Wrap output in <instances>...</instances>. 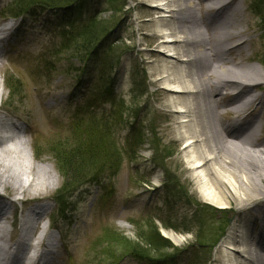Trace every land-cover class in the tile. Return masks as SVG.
Listing matches in <instances>:
<instances>
[{
	"label": "rangeland",
	"instance_id": "374dc122",
	"mask_svg": "<svg viewBox=\"0 0 264 264\" xmlns=\"http://www.w3.org/2000/svg\"><path fill=\"white\" fill-rule=\"evenodd\" d=\"M9 1L0 0V39L2 40L0 41V118L4 124L10 121L16 127L15 133L18 135L16 139L6 144L10 149H15V152L4 153L5 155L0 153V155L1 159L5 156L2 160L7 159V164H10L9 167L13 170L17 168V163L21 167L30 163L36 177L40 179L48 177L49 183L47 181L42 183L45 181L39 180L38 185L24 194L13 190V187L4 188L0 185V200L8 205L7 219L2 221L5 227L6 245H11L19 239L20 225L24 220L30 225L40 217L32 234L35 238L34 244L37 243L40 233H43V243L37 247V250L40 249L43 256L47 257L45 246L52 244V240L56 242L57 253L54 255L53 264H98L99 260L103 264H111V262L114 264L115 259L111 255L96 253L98 250L93 247L94 242L103 236L106 228L114 230L135 244L140 243L139 248L147 251L150 256L161 254L169 257L171 250H161L159 253L142 244L138 238L136 224L142 229H147L149 222L152 221L164 239L170 241L165 238L162 230L172 231L180 236V243L175 244L170 241L173 246L181 250L175 264H189L193 256H195L193 262L196 264H222L220 245L231 223L236 219L239 222H249L254 219L255 213L247 208L249 209L254 201L264 206V194H252L243 205L238 204V200L230 201L229 206L222 208L208 204L200 197L185 164L182 153L183 143L177 136L176 120L172 118V109L167 103L169 95L161 90L160 84L156 82L158 78L156 75L164 59L157 53L159 40L155 34V18L158 14L149 7L148 0H124L127 7L123 10V14L119 15L121 20L116 23L118 26L114 29L115 34L111 40L120 47L119 53H123L115 69L114 78L116 92L123 99L125 110L117 120L119 124L112 129L113 142L122 162L116 174L112 175L105 170L100 176L101 182L107 185V190L108 187L110 188L109 194L107 192V196L103 199H100L102 191L95 181L83 182L84 184L78 187L71 195L70 213L66 220L57 214L54 201L64 180L53 156L48 152L47 145L66 140L65 134L69 132L67 120L73 107L83 98L81 87L87 82L88 76L87 79H82L83 75L80 72L72 70V66L66 64L65 59L69 54L60 52L54 35L49 29L44 28L49 27L44 20L51 18L49 16L55 14L53 13L55 11L43 13L38 10L35 17H26L19 22L10 20L13 25L8 30L6 25L9 21L2 16V8ZM189 1L192 7L185 8V20L188 17L192 23L194 22L193 27H199L201 31H204L202 29L204 26L220 27L217 32L219 30H225L227 33L239 32V37L226 42L229 46L239 42L245 44L239 50V54L234 52L230 57H235L236 53L249 69L259 67L264 71L262 63L264 0H233L237 13L233 19H229L226 15L216 17L217 13L211 9L205 11L206 5L201 0ZM110 15L111 13L106 12L99 18L108 20ZM197 15L199 20L196 19ZM209 21L210 26H206ZM177 26L181 25L177 24ZM207 34L209 35L208 30ZM200 37L202 38L203 35ZM217 44L218 46L214 44V47H219L218 42ZM196 50L198 52L199 48ZM207 56H202L200 60L202 65L207 62ZM40 61L47 63V68H50L48 73L41 72ZM52 63L56 67L54 71H52ZM78 66L77 64L76 68ZM59 68L62 69V74ZM7 78L18 81L20 93L14 96L8 94L5 86ZM221 78L226 79V74H222ZM255 79L249 84L254 85L257 82ZM251 88L255 101L248 108L238 114L229 112L226 107L219 108L218 115L213 117V123L234 134H240L251 124L249 136L245 138L244 144L249 149L252 147L263 151L264 85ZM230 92V90L223 91L222 94ZM230 98L225 97L223 100L229 101ZM53 119H59L60 129L55 127ZM134 120L137 121L139 129L144 131L145 137L150 138V142L140 148L136 140L128 141ZM153 140L159 142L160 151L157 152V156L151 146ZM14 157L16 161H12ZM55 178H58V184L53 187L51 181ZM165 179L170 180L172 184L176 183L180 195L185 194V197L175 198L172 192L169 190L166 192L167 188L163 186ZM30 181L31 179L28 183L19 184L26 188ZM173 187L172 185L171 188ZM197 203L228 211L230 222L225 234L213 249H207V251L211 250L208 255L198 249L196 237L202 235L212 239L221 225L223 214L210 213L200 220L196 215ZM42 210L45 212L38 214ZM198 222L200 224L204 222L201 228ZM258 224L259 222L255 221L253 233H258ZM52 225L63 231L64 240L57 232L51 230ZM6 248L0 251L2 257L7 256ZM31 254H34L32 250L29 251V255ZM18 255L21 259L22 253ZM25 262L23 258L17 264ZM117 264L140 263L125 257Z\"/></svg>",
	"mask_w": 264,
	"mask_h": 264
},
{
	"label": "bare ground",
	"instance_id": "6f19581e",
	"mask_svg": "<svg viewBox=\"0 0 264 264\" xmlns=\"http://www.w3.org/2000/svg\"><path fill=\"white\" fill-rule=\"evenodd\" d=\"M201 1L206 5L205 11L211 9L217 13L216 17L226 15L233 19L237 14L233 0ZM148 5L158 14L155 18V34L159 40L157 53L164 59L156 75V82L160 84L161 90L169 95L167 103L172 109V118L176 120L177 136L183 143L185 164L200 197L204 202L222 208L229 206L230 201L238 200V204L243 205L252 194H264V150L252 147L249 149L244 144L245 138L249 136L251 124L247 123L249 128H245L240 134H234L213 123V117L218 115L219 108L226 107L229 112L238 114L255 101L251 87L264 85V71L259 67L249 69L239 59V50L245 42L232 46L226 42L239 37V32H217L220 27L204 26V31H201L199 27H193L195 24L188 17L185 20V8L192 7L189 0H148ZM198 17L197 15L196 19L199 20ZM206 26H210V21ZM189 36L192 38L189 39ZM217 42L219 47H214V44L218 46ZM234 52L238 54L230 57ZM203 55L208 56L207 62L202 65L200 60ZM221 73L226 74L227 78H221ZM253 79L257 82L254 85L249 84ZM229 90V94H222L223 91ZM225 97L231 98L225 101ZM0 128H7L2 118ZM18 132L21 133V130L18 129ZM17 135L14 131L8 136H0V153L15 152V149H10L6 144L16 139ZM1 157L0 155V185L4 188L13 187V190L24 194L38 185L39 180L49 183L48 177H36L30 163L21 167L15 162L18 166L13 170L9 167L10 164H7V159L2 160L5 156L2 159ZM13 160L16 161V157ZM29 179L31 181L28 187L21 186L23 182L28 183ZM51 183L53 187L56 186L58 178L52 179ZM254 202L247 208L255 213L254 219L249 222H239L236 219L231 223L220 245L222 264H264V206ZM7 206L0 200V242L3 243L0 244V251L5 247L8 250L7 256L0 255V264H17L23 258L26 261L24 264H49L46 258L43 260L45 256L40 249L37 250L43 243V233L37 237L35 244V238L32 236L40 217L30 225L24 220L20 225L19 239L11 245H6L2 221L7 219ZM43 212L45 210L38 214ZM255 221L259 222L258 233L252 231ZM162 233L175 244L181 242L180 236L172 231L162 230ZM30 250L34 254L29 255ZM19 253H22L21 259Z\"/></svg>",
	"mask_w": 264,
	"mask_h": 264
},
{
	"label": "trees",
	"instance_id": "16d2710c",
	"mask_svg": "<svg viewBox=\"0 0 264 264\" xmlns=\"http://www.w3.org/2000/svg\"><path fill=\"white\" fill-rule=\"evenodd\" d=\"M126 7L127 3L124 0H96L95 2L94 0H10L2 8V16L6 19L35 17L38 10L43 13L55 11L53 12L55 14L49 16L51 18L44 20L49 26L44 28L49 29L56 38L60 52L69 54V57L65 59L66 64H70L72 70L80 72L83 75L82 79H87L88 76L87 82L81 87L83 98L77 104L75 103L67 120L69 132L65 134L66 140L47 145L48 152L53 156L64 180L54 199L57 214L63 220H66L70 213L71 195L84 184L83 182H97L98 188L102 191L100 199L106 197L110 188L108 187L107 190V185L101 182L100 176L105 170L112 175L116 174L122 162L113 142L112 129L119 124L117 120L125 110L124 101L116 92L114 78L115 69L123 53H119L120 47L113 44L111 40L115 34L113 31L118 26L116 23L121 20L119 15L123 14ZM106 12L111 13L110 19H100V15ZM262 63L264 66V58ZM77 64L79 66L76 68ZM47 66V63L40 61L41 72L48 73L50 68ZM52 67V71L56 70L54 63ZM59 71L62 74V69L59 68ZM5 86L11 96L20 93L18 81L12 78L6 79ZM71 98L73 99L74 95ZM58 120L53 119V124L60 129ZM134 121L128 141L136 140L140 148L149 143L150 138L145 137L144 131H141L137 121ZM151 146L157 156V152L160 151L159 142L153 140ZM37 149L39 150V147ZM163 186L167 188L165 191L172 192L175 198L185 197V194L180 195L181 192L176 183L172 184L170 180L165 179ZM196 206V215L200 220L210 213L223 214L221 225L212 239L202 235L196 237L198 249L205 251L208 255L211 250L207 251V249H213L225 234L229 225L228 211L217 210L206 204L197 203ZM203 223L198 222L199 228ZM137 225L138 238L142 244L159 253L161 250L169 249L172 252L171 255L169 257L161 254L150 256L147 251L139 248L140 243L135 244L107 228L104 229L103 236L94 242L93 247L98 250L96 253L111 255L115 259L114 264L125 257L132 258L140 264H175L177 262L181 250L164 239L152 221L149 222L147 229ZM51 228L64 240V233L59 227L52 225ZM193 260L195 256L190 259L189 264H196ZM98 264L103 262L99 260Z\"/></svg>",
	"mask_w": 264,
	"mask_h": 264
}]
</instances>
